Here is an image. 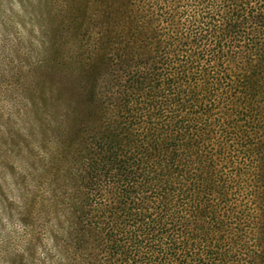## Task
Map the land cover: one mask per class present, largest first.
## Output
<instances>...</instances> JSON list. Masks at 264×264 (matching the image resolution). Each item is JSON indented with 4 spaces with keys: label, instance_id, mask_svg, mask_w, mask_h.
<instances>
[{
    "label": "trees",
    "instance_id": "trees-1",
    "mask_svg": "<svg viewBox=\"0 0 264 264\" xmlns=\"http://www.w3.org/2000/svg\"><path fill=\"white\" fill-rule=\"evenodd\" d=\"M96 1L46 69L67 264H264V0Z\"/></svg>",
    "mask_w": 264,
    "mask_h": 264
},
{
    "label": "rangeland",
    "instance_id": "rangeland-1",
    "mask_svg": "<svg viewBox=\"0 0 264 264\" xmlns=\"http://www.w3.org/2000/svg\"><path fill=\"white\" fill-rule=\"evenodd\" d=\"M97 6L0 0V264H67L64 192L51 183L55 143L66 135L53 125L57 90L46 69L58 63L65 71L68 56L83 53Z\"/></svg>",
    "mask_w": 264,
    "mask_h": 264
}]
</instances>
